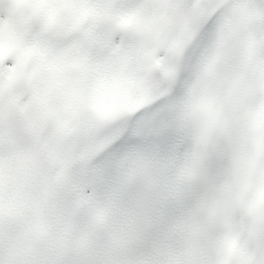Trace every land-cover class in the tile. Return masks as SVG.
Wrapping results in <instances>:
<instances>
[{
  "label": "snow or ice",
  "instance_id": "1",
  "mask_svg": "<svg viewBox=\"0 0 264 264\" xmlns=\"http://www.w3.org/2000/svg\"><path fill=\"white\" fill-rule=\"evenodd\" d=\"M0 264H264V0H0Z\"/></svg>",
  "mask_w": 264,
  "mask_h": 264
}]
</instances>
